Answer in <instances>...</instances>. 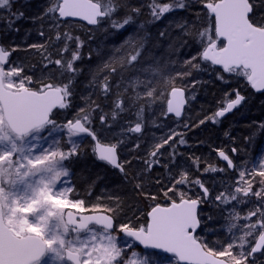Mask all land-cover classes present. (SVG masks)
Wrapping results in <instances>:
<instances>
[{
  "label": "snow or ice",
  "instance_id": "obj_1",
  "mask_svg": "<svg viewBox=\"0 0 264 264\" xmlns=\"http://www.w3.org/2000/svg\"><path fill=\"white\" fill-rule=\"evenodd\" d=\"M195 3L205 10L208 23L189 27L184 21L177 25L198 45V50L183 61L184 70L177 71L176 77L183 80L206 64L217 80L225 83L233 78L243 80L255 92L264 94V0H195ZM12 4L13 0H0V10L23 18V12L12 13ZM141 7L148 9L153 20H159L167 13L187 10L192 5L188 0H148ZM141 7L130 6L128 0H49L43 15L53 21L55 38L49 36L44 44L28 46L40 56L39 77H35L34 71L29 74L23 62L17 63L12 58V53L20 50L18 46H0V264H257V254L264 257V161L258 169H240L238 177L232 183L224 182L223 190L216 193L210 192L199 176L190 178L188 171L173 174L170 170V186L162 187L166 203L152 204L143 223L131 219L119 223L118 205L105 208L96 204L88 209L85 201L75 196L72 185L61 189L70 176L68 162L83 154L88 138L95 142L93 154L98 161L119 169L125 176L124 164L130 163L128 160L121 163L119 159L123 140L100 142L102 131L94 126L93 113L102 110L91 95L81 97L84 106L77 109L72 119L63 123L56 119L60 110L73 107L76 77L82 72L76 62L82 59L84 43L79 36L61 31V22L79 17L89 25L108 24L119 31L134 22V16L141 14ZM121 9L125 10L123 18H114ZM258 10H261L259 15ZM8 26H12V21ZM39 34L45 35L43 31ZM58 41H63L57 50L60 58L53 59L49 48ZM142 50L141 41L127 53L120 64L121 79L126 67L135 69L134 62L139 61ZM49 65L59 67L49 69ZM29 67L35 69L36 65ZM103 67L108 69L103 79L92 73L85 87L107 98L113 88L110 76L118 69L112 66V61ZM145 71H151L155 77L162 70L159 66H149ZM192 83L195 85L197 81ZM141 84L142 92L137 91ZM167 84L171 87L168 93L171 98L166 100L167 107L161 115L167 118L168 114H174L179 118L186 103L185 89L172 86V78ZM115 88L111 113L98 116L101 128L111 127L106 119L109 115L115 121L125 111V94L131 89L132 102L143 100L144 103L139 104L134 126L126 131L141 133L145 104L151 108L164 93L157 90L154 78L141 81L136 77L123 88L121 83H116ZM247 99L239 89L226 92L217 110L191 127L206 121L219 123L220 118L238 110ZM260 128L264 129V124ZM186 144L183 134L170 131L152 146L144 159L145 170L151 171L154 165L161 164L164 153L160 150L166 145L168 163L162 166L168 169L176 163L179 146ZM139 147L137 143L135 148ZM237 151L235 147L230 149L231 153ZM218 157L226 162L224 167L207 164L202 171L238 169L228 152L220 149ZM190 159L200 171L201 158ZM256 176L260 177L259 181ZM193 186L200 189L195 197L189 194ZM135 187L147 199L157 200L156 195L144 191L141 183ZM208 203L226 213L222 216L225 225L221 230L229 234L228 238L215 245L197 234L205 219L201 206ZM87 211L112 214L84 215ZM93 224L100 226L99 229L90 227ZM116 233H123L131 240L121 245ZM135 246H143L144 251L132 250Z\"/></svg>",
  "mask_w": 264,
  "mask_h": 264
},
{
  "label": "trees",
  "instance_id": "obj_2",
  "mask_svg": "<svg viewBox=\"0 0 264 264\" xmlns=\"http://www.w3.org/2000/svg\"><path fill=\"white\" fill-rule=\"evenodd\" d=\"M188 2L192 7L187 10L167 13L163 18L153 20L149 15L148 9L141 7L146 5L148 0H128L130 6L141 7V14L134 16V22L119 31L110 28L108 24L101 27L88 28L79 22H61V31L79 36L84 43L81 53L82 59L76 62L82 72L76 77L73 107L58 112L56 115L58 123L72 119L77 109L84 106V101L81 97L91 95V99L97 101L102 110V112L98 110L93 113V124L98 131H102L100 141L102 143H109V141L110 143H116V140L113 139L111 141L104 133L108 130L115 133L114 130L117 128L133 126L137 121L139 104L144 102L141 100L134 104L131 100L134 93L129 89V92L125 94V111L119 113L115 121L109 115L106 119L111 124V127L102 129L98 116L102 113H111L112 101L117 91L115 84L119 82L123 88L127 86L128 81L134 80L136 77H139L141 81L154 78L157 90L164 93V96L160 97L152 105L153 108L151 109L158 117L156 120L158 121L159 119L157 125L158 134L168 135L167 131H175L183 134L187 141L185 146H179L178 151L180 154L176 156L175 164H170L168 169L162 166L164 163H168L169 149L166 145L160 150L164 153L160 157L161 164L154 165L151 171H146L144 159L148 157L152 146L160 143L161 138L156 134H150V127L146 120L143 119L142 129L146 133V137L151 140L150 149L144 152L141 150V144H139V148H135L137 143H132L129 151L131 154L130 158L124 153L123 146H120V162L130 161V163L124 164L127 173V176H125L119 170L98 161L93 154L91 139L85 140L83 154L68 162L70 185L75 189V196L83 199L88 209H91L96 204L103 205L105 208H115L118 205L120 209L118 213L119 223L127 222L129 219L133 222L143 223L146 213L150 210L152 204L156 202L166 203L163 198L162 187L170 186V170L173 174H178L180 171H188L190 178L199 176L210 192H215V190H223L222 185L224 182L232 183L231 177L233 176L227 171L215 173H204L202 171L207 164H212L219 168L224 167L216 157L218 150L223 149L228 152L237 162L243 161L249 165L255 163L254 169H258L261 161H264V129L260 128V125L264 124V94L251 92L249 86L243 80L233 78L228 83L217 80L215 72L206 64L202 65L201 71H193L192 76L185 77L183 80L175 75L177 71L184 70L183 61L198 50V45L194 44L190 37L185 36L177 25L187 21L189 27L192 25L201 27L206 26L208 23L202 6L196 4L195 0H188ZM48 5L49 0H13L12 13L23 12V18L10 16L6 10H0V17H2L0 18V44L7 48L18 46L20 50L13 52L12 58L17 63L23 62L29 74L34 71L35 77L40 76L42 64L36 50L28 46L31 44H44L48 42L49 36L53 40L55 38V32L51 28L53 21L43 15ZM260 11L258 10V15ZM124 15L125 10L121 9L114 18L121 19ZM198 16L200 17L199 19H197ZM41 17L43 18L41 19ZM10 21H12L11 27L8 26ZM40 31H43L45 35L41 36L39 34ZM161 32L165 33V35L161 36ZM141 41L143 42L142 55L138 62H134L136 65L135 69L126 67L122 72L123 79H121V62L125 59L127 53L131 52L132 48ZM69 43L71 44V42ZM62 46L63 41H58L55 42L53 47L49 48L53 59L60 58L57 50ZM72 46L74 47V45ZM64 55L67 56L68 53H64ZM109 61H112V66L117 67L118 72L110 76L113 84L112 93L105 98L98 91L93 92L92 88H86L85 84L91 80L92 73H96L98 79L102 80L103 76L108 72V69H105L103 65ZM29 65H36V67L32 69ZM149 66L153 68L159 66L162 71L153 77L151 71H145ZM58 67L49 65V69ZM169 78L173 79L172 86L184 88L191 97L192 101L187 112H192L195 106L198 107L200 113L194 119H204L215 112L221 101L225 100V93L231 92L233 89H239L244 95H247L248 99L243 106L232 115L220 120L219 123L214 124L211 121H206L205 124L195 127L194 129H199L196 131V136L191 138L188 134L193 130L189 129L188 132H184L182 129L183 125L175 129L173 124L169 122L171 118H164L161 115V112L165 110L168 93L171 90V87L167 84ZM193 81H197V83L193 85ZM137 91H143L142 84L139 85ZM215 104L217 107L213 108ZM145 114L146 112L143 115ZM165 131L166 134H164ZM128 134L129 136L130 134L132 135V133ZM142 134L141 132L136 134V136L141 138ZM233 147L238 149L236 153L230 152ZM191 157L201 158L200 171L196 170L192 159H190ZM215 177L221 180L218 186L215 185L216 183L213 179ZM157 180L160 181L159 184ZM259 180L260 177L256 176V181ZM137 183L143 185L145 192L156 195L157 200L151 201L141 194L135 187ZM199 191L200 189L197 186H193L189 194L195 197ZM201 215L205 219L202 224V230L198 231L197 234L208 241L213 238L208 232L212 227L216 228L220 224L218 218L225 215V213H221L213 204L208 203L201 206ZM209 216L212 217L211 220L207 219ZM135 249L142 251L137 246H135ZM260 257L257 254V264H260L258 262L261 261L259 260Z\"/></svg>",
  "mask_w": 264,
  "mask_h": 264
},
{
  "label": "bare ground",
  "instance_id": "obj_3",
  "mask_svg": "<svg viewBox=\"0 0 264 264\" xmlns=\"http://www.w3.org/2000/svg\"><path fill=\"white\" fill-rule=\"evenodd\" d=\"M68 21H70V20H68ZM73 22H75V21H73ZM79 23H81V22H79ZM82 24H84V23H82ZM85 26H87L86 24H84ZM88 28H96L97 26H94V27H89V26H87ZM82 51H83V48H81V53H82ZM250 88V87H249ZM250 91L251 92H253V93H257V94H261V93H259V92H255L254 90H252L251 88H250ZM243 94V93H242ZM246 97H247V95H245ZM168 98H169V96H168ZM185 100H186V104H185V106H184V108H183V114H182V116L181 117H175V115H173V114H168V117L167 118H171L170 120H169V122H170V124H173V126L175 127V129H177V128H179L180 127V125H183V127H182V129H183V131L184 132H188V130L190 129V130H193V131H191L188 135H189V137H191V138H193V137H195L196 136V134H197V129H199V128H196V129H194L195 127H191L192 125H195V123H197L200 119H194V118H197L199 115H198V113H200L199 112V109H198V107H194L193 108V110H192V112L191 111H188L187 112V110L189 109V106H190V102L192 101V99H191V97L188 95V93L185 91ZM166 107H167V104L165 105V109H166ZM215 107H217V105L215 104L214 106H213V108H215ZM153 108V106L151 107V108H149L147 105L145 106V110H144V112H146V114L145 115H143V119L144 120H146V122H147V124L149 125V127H150V134H156L159 138H161V137H166L167 135H161V134H158V121H159V119H158V121L156 120L158 117H157V115H156V113L155 112H153L151 109ZM240 108V107H239ZM151 110V111H150ZM217 110V109H216ZM215 110V111H216ZM236 110H234L231 114H228V115H226V117L227 116H230V115H232L234 112H235ZM147 112H149V113H147ZM226 117H224L223 119H225ZM165 118V117H164ZM183 119V121H181ZM156 121V122H155ZM185 124H188L189 125V127L188 128H185ZM134 126V125H133ZM201 126V125H200ZM126 129L127 128H122V127H120V128H117L116 130H114L115 131V133L113 132V131H111V130H108L107 132H105L104 134H105V136H107L111 141L114 139V140H116V142L118 141V140H123L124 141V143L121 145V146H123L122 147V149H123V151H124V153L126 154V155H128L130 158H131V154H130V148H131V145H132V143H138V144H141V150L142 151H144V152H147V151H149V149H150V143H151V140L149 139V138H147L146 137V133L143 131V129H142V136H141V138H138L137 136H136V134H133L132 133V135L130 134V136H129V134H128V132L126 131ZM169 132L170 131H167V134H169ZM139 134V133H138ZM164 134H166V131H165V133ZM115 135H116V137H115ZM132 138V139H131ZM101 142V141H100ZM93 143V142H92ZM102 143V142H101ZM109 143H110V141H109ZM170 143H171V141H170ZM93 149H94V143H93ZM216 157H217V159H218V161L224 166L225 165V163L224 162H222L221 160H220V158L218 157V151L216 152ZM233 161H234V163L238 166V164H240V162H237L234 158H233ZM243 162V161H242ZM243 163H246V162H243ZM106 164V163H105ZM139 164V163H138ZM253 164V169L255 168V163H252ZM108 165V164H107ZM142 165V164H141ZM252 169V170H253ZM227 172H229L230 174H233L234 175V173L236 172V170H231V169H229V170H227ZM232 178H233V176L231 177V180H232ZM214 180H215V185L216 186H218L219 184H220V179L219 178H217V177H215V178H213ZM233 181V180H232ZM211 204V203H210ZM218 220H220L219 222H220V224H218L217 226H216V228H214V227H212V229H210V232H211V234H212V236H216L217 235V231H219V227H221L222 228V226L224 225V222L222 221L221 222V220H222V216L221 217H219L218 218ZM119 234H121V233H119ZM210 234V233H209ZM122 235V234H121ZM142 250V249H141ZM142 251H144V250H142Z\"/></svg>",
  "mask_w": 264,
  "mask_h": 264
},
{
  "label": "rangeland",
  "instance_id": "obj_4",
  "mask_svg": "<svg viewBox=\"0 0 264 264\" xmlns=\"http://www.w3.org/2000/svg\"><path fill=\"white\" fill-rule=\"evenodd\" d=\"M54 135H55V134H54ZM115 136H116V135H115ZM240 169H247L248 171H252V169H253V164L249 165L248 163L240 162V164H238V169L236 170V172H235L234 175H233V178H232L233 181L238 177V171H239ZM246 178H247V177H246ZM62 179H63V178H62ZM232 180H231V182H233ZM69 184H70V182H69V177H68V178H66L65 183H64L63 185H61V189L63 190V188L67 187ZM217 188H218V187H217ZM216 192H218V190H215V192H212V193H216ZM240 208H243V206H240ZM240 208H238L237 210L239 211ZM73 211L77 212L76 210H73ZM246 211H247V209L245 208V209H244V212H246ZM87 212H91V211H87ZM87 212H85V213H87ZM244 212H242L241 215H243ZM225 215H226V213H225ZM222 221H224V225H225V220L222 219L221 222H222ZM52 223H53V224L55 223V220H54V219H53ZM224 225H223V226H224ZM97 228H98V227H97ZM98 229H99V228H98ZM208 233L211 234L210 231H209ZM216 233H217V235H216L215 237L213 236V238H211V239L208 240V242H209L210 244H214V245H215V244H217L218 242H222V241L226 240V239L228 238V235H229L226 231H222V230H221V227H219V231H217ZM81 235H84V233H81ZM116 235H118V237H119V243H120L121 245H123V244H125V242L131 240L130 238H127V237H125V236H123V235H121V234H119V233H116ZM211 235H212V234H211ZM132 250H135V251H137V252H141V253L143 252V251H139L138 249H135V247H134ZM129 254H130V253H129ZM259 260H261V261H258L260 264H264V257H260Z\"/></svg>",
  "mask_w": 264,
  "mask_h": 264
},
{
  "label": "water",
  "instance_id": "obj_5",
  "mask_svg": "<svg viewBox=\"0 0 264 264\" xmlns=\"http://www.w3.org/2000/svg\"><path fill=\"white\" fill-rule=\"evenodd\" d=\"M58 15V14H57ZM68 20H70V21H75V22H81V23H84V24H86L87 26H89V27H94L93 25H89L88 23H87V21H85V20H83V19H81V18H79V17H75V18H67V21ZM0 46H2L1 44H0ZM169 98H171L170 96H169ZM185 98V97H184ZM186 104V103H185ZM185 104H184V106H185ZM184 106H183V108H184ZM234 111V110H233ZM232 111V112H233ZM232 112H230V113H228V114H231ZM182 114H183V110H182ZM182 114H181V116H182ZM227 114V115H228ZM174 115V114H173ZM223 118H220V120H222ZM93 143H95V142H93ZM221 160V159H220ZM222 161V160H221ZM222 162H224V161H222ZM224 163H226V162H224ZM110 166V165H109ZM110 167H112V166H110ZM112 168H114V167H112ZM114 169H116V168H114ZM117 170H119V169H117ZM73 211V210H72ZM73 213L74 214H76L77 215V217H79V213L78 212H75V211H73ZM84 215H101V214H109V213H104V212H97V213H92V212H87V213H83ZM109 215H111V214H109ZM67 217H65V219H66ZM90 227H100V226H97V225H90ZM123 236H124V234L123 233H121ZM131 239V238H130ZM137 247H139L140 249H142V250H144L143 249V246H137Z\"/></svg>",
  "mask_w": 264,
  "mask_h": 264
},
{
  "label": "flooded vegetation",
  "instance_id": "obj_6",
  "mask_svg": "<svg viewBox=\"0 0 264 264\" xmlns=\"http://www.w3.org/2000/svg\"><path fill=\"white\" fill-rule=\"evenodd\" d=\"M120 158V157H119Z\"/></svg>",
  "mask_w": 264,
  "mask_h": 264
}]
</instances>
